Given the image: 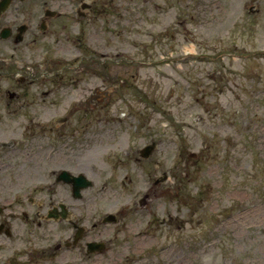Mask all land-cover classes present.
Returning <instances> with one entry per match:
<instances>
[{"label":"rangeland","instance_id":"obj_1","mask_svg":"<svg viewBox=\"0 0 264 264\" xmlns=\"http://www.w3.org/2000/svg\"><path fill=\"white\" fill-rule=\"evenodd\" d=\"M141 2L115 0L108 15L114 46L85 53L89 71L79 77L88 79L87 90L72 89L40 114H65L69 101L82 112L84 106L75 104L88 100L99 134L84 169L93 187L77 203L84 206L89 236L106 249L85 257L71 248L72 264H264V0ZM66 49L38 63L74 75L80 52L71 43ZM39 120H29L28 127L15 121L0 137L27 138L52 127ZM92 120L71 121L72 128L81 131ZM46 137L52 140V130ZM149 141L155 149L140 158L139 148ZM10 161L11 155L0 158V215L13 213V196L20 193ZM62 190L54 185L50 192ZM144 194L149 205L125 213L128 230L100 222ZM52 231L34 234V248L59 241L56 226ZM18 236L0 235V264L26 261L18 249L28 243Z\"/></svg>","mask_w":264,"mask_h":264},{"label":"flooded vegetation","instance_id":"obj_2","mask_svg":"<svg viewBox=\"0 0 264 264\" xmlns=\"http://www.w3.org/2000/svg\"><path fill=\"white\" fill-rule=\"evenodd\" d=\"M141 1L145 3L148 0ZM114 2L115 0H0V132L2 135L7 133L6 128L15 121L24 122L25 127L34 118L40 119L41 124L44 120L52 122V127H42L41 131L27 138L18 134L15 139L0 137V158L6 160L11 155L9 164L14 182L20 190V193L13 196V213L4 211V215H0V235L4 237L18 233L23 244L28 243L27 247H23L24 251L19 250L21 246L18 249L19 254L26 256V263L22 264H41L37 262L38 259L43 264H57L56 249H61L65 255H61L64 258L59 259L62 264H72V255L68 253L70 249H81L84 246L86 250L88 229L83 227L84 206L79 204L84 190L77 193L76 188L79 184L78 176L85 174V166L89 167L90 160L84 158L92 145L90 142L94 130L89 123H85V127L79 131L72 128L74 122L71 121L87 118L91 120L89 110L92 106L88 100L83 103L80 101L75 105L81 103L84 111L75 112L73 103L69 101L65 114L44 116L46 119L40 114H44V110H47L44 108L49 105L58 106L61 103L59 100L72 89L82 88V92L87 90L88 79L79 77L80 74L87 75L89 71L86 51L97 53L99 49L106 51V48L114 46L111 39L113 20L108 16L109 11L112 14L115 12ZM68 43L73 44V49L80 52L82 65L78 66L74 75L63 67H45L43 63H38L44 56L56 58L60 56L58 54H65L63 52L67 50ZM50 63L55 65L52 59ZM99 65L100 63L96 66L97 71L100 70ZM95 97L101 100L103 95ZM27 109L33 110L35 115L27 116ZM50 129L51 141L46 137ZM103 133L105 138L108 137L106 130ZM40 138L47 141L45 147L41 145ZM52 147L54 150H51ZM51 180L54 185L63 188L62 197L60 193L51 194V187L54 186H51ZM22 187L29 191L25 192ZM90 187H93V183ZM67 198L74 202L69 203ZM148 198L147 195L132 207L120 208L117 213H111V221L122 232L128 230L125 223L126 211L132 208L140 211L147 207ZM10 207L9 204L6 208ZM3 209L0 207V212ZM53 222L56 225H52ZM95 224L91 223L93 227ZM53 226L58 229L57 236L61 240L63 238L62 242L58 239V242H53V246H39L40 249H35L34 241L31 240L33 235L52 236ZM6 231H9L7 235ZM64 231L68 233L62 235ZM123 240L127 243L126 238ZM102 248L105 250L104 245ZM35 251L37 254L40 251V258L34 254ZM88 254L83 252L85 257Z\"/></svg>","mask_w":264,"mask_h":264},{"label":"bare ground","instance_id":"obj_3","mask_svg":"<svg viewBox=\"0 0 264 264\" xmlns=\"http://www.w3.org/2000/svg\"><path fill=\"white\" fill-rule=\"evenodd\" d=\"M264 212V211H263Z\"/></svg>","mask_w":264,"mask_h":264}]
</instances>
